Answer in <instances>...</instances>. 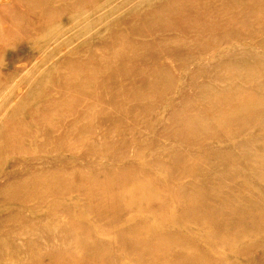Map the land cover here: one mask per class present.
<instances>
[{
	"label": "rangeland",
	"instance_id": "374dc122",
	"mask_svg": "<svg viewBox=\"0 0 264 264\" xmlns=\"http://www.w3.org/2000/svg\"><path fill=\"white\" fill-rule=\"evenodd\" d=\"M0 264H264V0H0Z\"/></svg>",
	"mask_w": 264,
	"mask_h": 264
}]
</instances>
